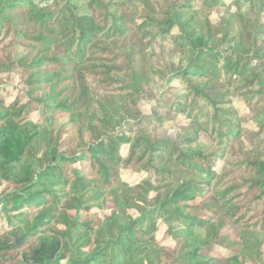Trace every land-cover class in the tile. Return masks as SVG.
I'll list each match as a JSON object with an SVG mask.
<instances>
[{"label":"trees","instance_id":"1","mask_svg":"<svg viewBox=\"0 0 264 264\" xmlns=\"http://www.w3.org/2000/svg\"><path fill=\"white\" fill-rule=\"evenodd\" d=\"M232 97L264 101V0H0V264H264Z\"/></svg>","mask_w":264,"mask_h":264},{"label":"rangeland","instance_id":"2","mask_svg":"<svg viewBox=\"0 0 264 264\" xmlns=\"http://www.w3.org/2000/svg\"><path fill=\"white\" fill-rule=\"evenodd\" d=\"M131 1L137 2L138 0H131ZM224 1L230 2V0H224ZM162 45H163V43L161 44L160 42H156L155 45H153V46L160 48ZM258 99H259V96H258ZM230 100H231L230 106L232 107V111L235 113V116L247 115V116L253 117V113L256 111V109H258V107H261L262 105H264V101H262V100H259L260 102H258L257 104H254L253 106H248V104L244 100H242L241 98L232 97V99L230 98ZM140 101H142L143 103H144V101H147V102H145V104L148 107L150 104L153 103V102H151V100L149 101L147 99V94L142 96ZM147 106H145V107H147ZM244 124L245 125L247 124L251 128H253L256 125V123L254 121H252L251 119L244 122ZM263 135H264V132H263ZM200 137H201V140L203 141L204 144L212 145L214 148L213 149L214 151H218L220 149L219 146L217 145L218 140L215 139L214 137L210 136L209 133L202 132ZM224 162H225V159L220 160L218 162L217 167L220 169ZM121 176L125 181L134 185V184L141 182L143 180V178L146 176V173L145 172H133L130 170H123L121 172ZM236 231H237L236 226H230V227L225 229V233H228V234L235 233ZM214 253H216L217 255H223V254L228 255V254H230V252L228 250H225L220 246H217L214 249Z\"/></svg>","mask_w":264,"mask_h":264}]
</instances>
